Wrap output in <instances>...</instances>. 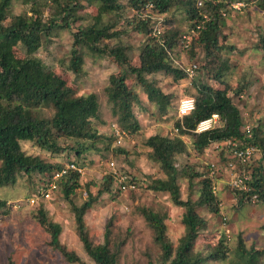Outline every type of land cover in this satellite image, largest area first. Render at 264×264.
Returning a JSON list of instances; mask_svg holds the SVG:
<instances>
[{
  "label": "rangeland",
  "instance_id": "rangeland-1",
  "mask_svg": "<svg viewBox=\"0 0 264 264\" xmlns=\"http://www.w3.org/2000/svg\"><path fill=\"white\" fill-rule=\"evenodd\" d=\"M79 1L82 8L76 12V16L80 19L72 23L70 29L53 28L42 38L35 56L47 69L64 80L75 95L96 96L98 117L92 122L99 137L94 143L95 150L86 151L80 156H76L73 150L76 143L69 139L58 141L64 148L59 154L41 150L31 141L20 143L26 155L37 156L46 163L65 165L76 162L81 170L78 173L79 187L66 199L57 181L56 188L45 199L38 193L50 176L43 177L40 174L19 175L14 185L0 187V199L7 202L0 211V264H70L49 245L48 233L35 218L40 209L49 221L61 226L60 244L76 253L84 263L93 264L77 236L71 203L80 206L90 197H97L98 192L107 187L109 190L100 194L83 216V227L89 239L94 243H102L105 229L109 226L112 230L111 241L118 244L122 242L118 264H148L149 261L162 264L160 249L154 243L153 233L139 210L147 208L165 216L166 237L174 248L184 235V210L174 206L167 194L148 190L152 180L165 179V176L151 159V149L145 142L155 135L176 137L177 103L181 98H194V84L200 82L228 91L240 111L243 125L249 126L251 133L255 130L263 141V148L258 147L260 150L254 159L242 166L232 158L224 143L214 144L198 153L190 139L182 137L186 150L175 157L181 199L196 200L200 182L204 179L211 180L216 197L217 213L208 207L196 209L205 225L194 250L206 255L220 244L224 246L227 259L210 260L206 264L235 262L234 250L237 249L239 238L247 249L264 250V201L258 198L248 201L244 198L239 203L242 194L231 186L235 174L244 173L249 180L252 170L257 168H260L259 174L264 181V10L257 7L262 0H219L226 5L221 11L224 25L218 39V49H212L211 57H206L203 48L197 44V34L191 31V23L179 0H173L171 10L163 15L148 12L154 16L153 19H162L163 32L171 27L178 31L177 45L170 52L171 63L186 74L185 79L177 82L165 73L147 76L156 88L170 97V105L165 113H160L158 107L148 100L127 66L119 65L113 58L95 57L85 52L79 76L65 70L73 32L89 24L95 13L92 5ZM70 2L74 3L75 0H40L42 20L47 22L59 7ZM119 2L124 6L121 14L118 17L106 16L104 22L114 23L120 36L107 44L110 47L123 46L128 64L138 66L140 51L147 36L131 30L128 21L135 16V12L127 7V0ZM28 10L27 5L11 2L5 23L10 21L9 17L24 15ZM14 54L17 58H23L22 46H17ZM193 65L196 69L190 77L187 70ZM220 66L224 69L223 76L215 80L211 75ZM119 74L125 76L126 85L138 96L139 101L132 108L139 124L135 133L129 134L121 129L117 117L112 115L113 106L107 99L105 90L109 77ZM239 90V95H236ZM41 114L44 118H50L52 111L43 109ZM110 163L114 164L113 167ZM193 174L198 176L193 178L190 190L188 176ZM32 199L33 204L30 203ZM260 262L264 264V258Z\"/></svg>",
  "mask_w": 264,
  "mask_h": 264
},
{
  "label": "trees",
  "instance_id": "trees-1",
  "mask_svg": "<svg viewBox=\"0 0 264 264\" xmlns=\"http://www.w3.org/2000/svg\"><path fill=\"white\" fill-rule=\"evenodd\" d=\"M13 1L29 6V10L24 15L9 17L10 21L5 23ZM39 1L0 0V187L14 185L19 175L40 174L49 177L63 166L46 163L37 156L26 155L21 149V142L31 141L41 150L59 154L64 148L58 144V141L69 139L76 143L73 150L76 156H80L86 151H94V143L99 137L92 122L98 117L96 96L75 95L64 80L47 69L35 56L41 46L42 38L53 28L70 29L71 24L80 19L76 16V12L82 8V5L79 0L65 3L50 20L44 22L39 10ZM53 1L58 2V0ZM83 1L92 5L95 13L89 24L73 32L70 56L65 70L79 76L82 73L85 52L95 57L113 58L119 65L127 66L148 100L158 107L160 113H165L170 105V97L156 88L147 76L165 73L171 75L177 82L185 79L186 74L183 70L173 67L171 63L170 52L177 45L178 31L171 27L162 31L160 37L154 36L152 28L157 21L148 12L154 11L158 15H163L171 10L173 0H127V7L135 12V16L128 21L131 30L147 36L140 51L138 66L128 64L126 49L123 46L110 47L107 44L108 41L120 36V32L114 28V23L104 22L106 16L118 17L121 14L124 6L119 0ZM179 1L183 5L182 9L187 20L191 23V31L197 34V44L203 48L206 57H211L212 49H218V39L224 25L221 11L226 5L219 0H203L201 7L197 6V0ZM257 7L264 10V0L259 2ZM196 26H199V29ZM17 46H22L23 58L15 56L14 49ZM222 65L225 67V63ZM214 71L211 77L220 80L224 72L223 67L220 66ZM125 80L123 74L109 77L105 91L108 101L113 106L112 115L117 117L121 129L130 134L139 129L132 111L133 105L139 100L137 94L128 88ZM194 88L196 91L193 98L194 109L175 122V128L179 130L176 137L155 135L145 142V145L151 149V159L158 164L165 176V179L152 180L148 190L167 194L174 206L184 210L182 223L185 231L175 248L166 237L165 216L147 208L139 210L153 233L154 243L160 249L162 264H206L210 260L227 259L226 250L221 244L206 255L194 250L195 242L205 225V221L198 215L196 209L208 207L212 212L217 213L216 197L213 194L211 180L204 179L200 182L201 188L196 200L181 199L175 157L186 150L182 137H188L198 153H202L214 144L231 140H240L243 145L263 148V141L254 129L250 139L245 137L240 111L225 88H212L201 82L195 83ZM239 93L240 90L236 95ZM43 109L52 111L50 118L42 116ZM213 114L218 115L219 124L208 132L195 133L196 125ZM259 172L260 168L252 170L249 179L250 191L239 192L242 194L239 203L244 198L249 201L252 195H256L259 201H264V181ZM197 176L194 174L188 176L190 190L193 187L192 180ZM78 179V173L69 171L58 180L66 199L79 187ZM108 190L109 187L101 190L97 197ZM97 197H90L80 206L71 203L77 236L83 251L93 264H118L122 242L118 244L111 241L112 230L109 226L105 229L102 243L92 242L83 227V216ZM6 203L0 199V211L5 208ZM35 218L48 233L49 245L59 252L66 262L86 264L76 253L68 251L60 244L59 224L49 221L41 209L38 210ZM234 254L237 260L235 262L233 260L231 264L233 262V264H261L260 260L264 258L263 249H247L240 238ZM148 264L152 262L149 261Z\"/></svg>",
  "mask_w": 264,
  "mask_h": 264
},
{
  "label": "built area",
  "instance_id": "built-area-1",
  "mask_svg": "<svg viewBox=\"0 0 264 264\" xmlns=\"http://www.w3.org/2000/svg\"><path fill=\"white\" fill-rule=\"evenodd\" d=\"M203 0H197V6H202ZM238 6H241L240 3H238ZM236 7V6H233ZM237 8V7H236ZM156 25L153 26V35L156 37H160L162 33V19L157 17L156 18ZM197 29H199V26H196ZM193 32V31H192ZM185 38V35L183 36ZM196 66L193 65L191 68L187 70L188 76H192L193 72L195 71ZM194 109V100L193 98H181L176 107V113L178 118H181L185 115H188L191 113ZM219 123V117L216 114L211 115L208 119L200 121L196 127H195V133H205L210 130H212L216 125ZM178 129L175 128L174 132L177 134ZM243 133L246 138L250 139L252 136L251 129L249 126L243 127ZM224 144L228 147V152L231 154L232 158H234L240 165L245 166L249 162H251L255 155L259 153V148L255 145H247L242 144L240 140H231L224 142ZM113 163H110V166L113 167ZM69 171L80 173V168L76 165L75 162H70L68 164H65L61 167V169L56 170L52 173L50 176V179H48L44 186L41 187L39 190L38 195L41 197H44L45 199H48L50 197L51 192L56 188V183L58 180H60L63 176H65ZM231 186L233 189L237 190L238 192L245 193L249 192V180L245 177L244 173L235 174L231 181ZM257 196L252 195L250 197V200H256ZM30 203L33 204L34 200H30Z\"/></svg>",
  "mask_w": 264,
  "mask_h": 264
},
{
  "label": "clouds",
  "instance_id": "clouds-1",
  "mask_svg": "<svg viewBox=\"0 0 264 264\" xmlns=\"http://www.w3.org/2000/svg\"><path fill=\"white\" fill-rule=\"evenodd\" d=\"M239 3V2H238ZM219 124V123H218ZM177 135V134H176ZM222 143H224V142H222ZM222 143H220V144H222Z\"/></svg>",
  "mask_w": 264,
  "mask_h": 264
}]
</instances>
